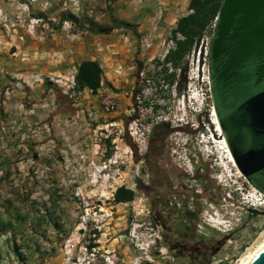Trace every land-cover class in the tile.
<instances>
[{"label": "rangeland", "instance_id": "374dc122", "mask_svg": "<svg viewBox=\"0 0 264 264\" xmlns=\"http://www.w3.org/2000/svg\"><path fill=\"white\" fill-rule=\"evenodd\" d=\"M179 1L185 15L188 0ZM157 6V0H0L3 34L24 30L31 36L52 15L57 23L66 21L71 29L85 31L87 38L103 35L120 21L141 30L138 39L127 30L118 31L138 45L137 78L125 115L118 113L112 96L115 106L104 109L105 94L100 104L110 116L100 122L85 119L90 132L83 135L91 136L87 141L84 136L56 139V147L44 146L31 154L17 147L16 139L12 145L4 141L0 264H190L169 250L172 238L185 245L196 243L199 250L208 244V264H240L264 240V196L233 166L214 124L205 59L208 31L174 67L163 57L176 21H164L166 5L157 19ZM153 20L158 21L155 29ZM164 120L180 128L169 136L171 155L190 173L191 165L201 163L202 172L214 181L213 202L200 207L198 225L185 236L178 234L185 230L175 224L179 216L169 218L168 226L151 217L145 195L134 186L138 165L123 137L132 134L143 147L151 124ZM119 186L134 190L130 202L112 199ZM95 226L100 231L93 235Z\"/></svg>", "mask_w": 264, "mask_h": 264}, {"label": "crops", "instance_id": "0c3cea01", "mask_svg": "<svg viewBox=\"0 0 264 264\" xmlns=\"http://www.w3.org/2000/svg\"><path fill=\"white\" fill-rule=\"evenodd\" d=\"M163 3L166 23L172 24L183 15L185 7L179 0H163ZM46 20L43 28L38 24L31 36L24 30L15 35L0 32V168L6 159L2 152L3 139L11 145L16 139V146L23 147L28 154L44 146L54 148L59 145L56 139H81L84 133L90 132L86 120L100 122L110 116L100 104L105 94L116 98L121 115L131 105L138 48L133 39L118 33L121 28H112L91 38L85 36V31L72 28L70 36L54 15ZM84 60L97 61L102 69L100 86L95 93L89 88H75V96L69 97L45 84L14 91L8 99L3 95L4 88L23 71L58 75L72 68L77 71ZM89 137L84 136L83 140Z\"/></svg>", "mask_w": 264, "mask_h": 264}, {"label": "water", "instance_id": "95a60500", "mask_svg": "<svg viewBox=\"0 0 264 264\" xmlns=\"http://www.w3.org/2000/svg\"><path fill=\"white\" fill-rule=\"evenodd\" d=\"M207 78L234 164L264 196V0H221L208 42ZM248 264H264V247Z\"/></svg>", "mask_w": 264, "mask_h": 264}, {"label": "flooded vegetation", "instance_id": "af4514ba", "mask_svg": "<svg viewBox=\"0 0 264 264\" xmlns=\"http://www.w3.org/2000/svg\"><path fill=\"white\" fill-rule=\"evenodd\" d=\"M178 129V125H171L168 120L152 123L143 147L136 143L132 134L125 132L123 137L131 148L133 163L138 165L134 186L145 195L151 217L161 219L162 225L168 226L169 218L174 221L172 216H179L181 220L175 223L177 226L192 228L198 225L200 207L214 200L211 192L214 181L202 172L201 163H190L193 168L190 173L171 155L169 136ZM191 181L198 184H189ZM210 249L207 244L201 254L208 255Z\"/></svg>", "mask_w": 264, "mask_h": 264}, {"label": "trees", "instance_id": "16d2710c", "mask_svg": "<svg viewBox=\"0 0 264 264\" xmlns=\"http://www.w3.org/2000/svg\"><path fill=\"white\" fill-rule=\"evenodd\" d=\"M221 0H189L188 1V13L180 16L176 25L172 30L171 38L174 42V47L169 48L164 55V62L171 63L174 67H179L181 65L182 59L187 55L193 47L197 46L204 31H208V36L210 38L212 31V24L216 16L218 7ZM121 28L129 31L136 39L139 38L138 26L126 22L120 21L115 26L108 28ZM106 32V30H101ZM98 33H102V32ZM209 42V41H208ZM208 45V44H207ZM208 50V49H207ZM207 61V52L205 55ZM184 69V68H183ZM102 78V69L97 61L84 60L77 67V73L75 76L77 90L83 88H89L93 93H95L100 86ZM109 143V140H108ZM134 197V190L119 186L113 192V200L116 203H127L130 202ZM183 230L179 232V236H185L190 227L178 226ZM178 228V229H179ZM93 234H97V230H93ZM93 244H89L88 248L91 249ZM167 247L170 251L175 253V256H182L190 264H208L209 256L202 255V250H199L198 244L192 243L190 245H185L180 242V240H175L172 238L171 241L167 243ZM140 264H150L146 261Z\"/></svg>", "mask_w": 264, "mask_h": 264}, {"label": "built area", "instance_id": "2783aa9c", "mask_svg": "<svg viewBox=\"0 0 264 264\" xmlns=\"http://www.w3.org/2000/svg\"><path fill=\"white\" fill-rule=\"evenodd\" d=\"M157 2H158V6H157V17L156 18L160 19L163 15L165 5H164L162 0H157ZM157 22L158 21H156V20H153V22H152L154 29L156 28ZM61 25H62L61 28L63 30H65L68 33V35L72 36L70 23L63 21ZM170 43H171L170 48H173L174 42L172 39L170 40ZM146 46H149V42L146 43ZM76 73H77V71L74 68L67 71V73H62V74H58V75H54V74L44 75L41 72L34 71V70L23 71L22 73L17 75L4 88L3 95L6 99H8L14 91H23V90L30 88L32 86L45 85L46 84V85H49L51 87L58 88L66 96L73 97V96H75V85H76L75 76H76ZM109 97L110 96L107 95L106 99L103 100V107L106 110L112 109L115 106L114 101L111 99V97L110 98ZM136 99H139V95L135 96V101L137 103L140 102V100H136ZM4 141L6 142V140L3 139L2 143H4ZM112 199H113V197H112ZM110 215H111V213L108 214V216H110ZM230 226L231 225H229V227ZM94 229L97 231H100V228L98 226H95L93 228V230Z\"/></svg>", "mask_w": 264, "mask_h": 264}, {"label": "bare ground", "instance_id": "6f19581e", "mask_svg": "<svg viewBox=\"0 0 264 264\" xmlns=\"http://www.w3.org/2000/svg\"><path fill=\"white\" fill-rule=\"evenodd\" d=\"M213 113V116H214V124L216 125V129L219 131V134H220V136H221V138H222V141H223V144H224V148H225V150H226V152H227V155H228V158H229V160L231 161V163L233 164V166H235V164H234V161H233V159H232V156H231V154H230V151H229V149H228V147H227V144H226V142H225V140H224V138H223V135H222V132H221V130H220V127H219V125H218V122H217V120H216V117H215V114H214V111L212 112ZM236 167V166H235ZM237 169V168H236ZM239 172V171H238ZM253 188V187H252ZM253 190L256 192V193H258V194H260L257 190H255L254 188H253ZM260 195H262V194H260ZM264 247V240L255 248V249H253L246 257H244L242 260H241V262H240V264H248L249 263V261L262 249Z\"/></svg>", "mask_w": 264, "mask_h": 264}]
</instances>
